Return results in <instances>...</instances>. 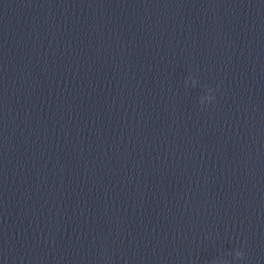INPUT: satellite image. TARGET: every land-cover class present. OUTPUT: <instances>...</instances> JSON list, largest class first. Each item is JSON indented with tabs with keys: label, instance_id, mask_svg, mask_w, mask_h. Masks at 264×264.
<instances>
[{
	"label": "clouds",
	"instance_id": "obj_1",
	"mask_svg": "<svg viewBox=\"0 0 264 264\" xmlns=\"http://www.w3.org/2000/svg\"><path fill=\"white\" fill-rule=\"evenodd\" d=\"M209 99L212 101L214 99V97L211 96V97H209ZM201 104H203V97L201 98ZM237 255L238 256H241V257L243 256V254L242 253H239V252L237 253Z\"/></svg>",
	"mask_w": 264,
	"mask_h": 264
}]
</instances>
